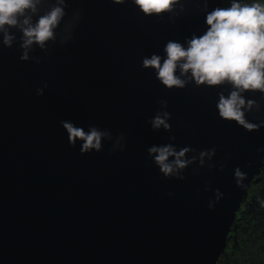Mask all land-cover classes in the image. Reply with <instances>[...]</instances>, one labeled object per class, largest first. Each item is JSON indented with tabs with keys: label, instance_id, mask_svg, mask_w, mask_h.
<instances>
[{
	"label": "water",
	"instance_id": "95a60500",
	"mask_svg": "<svg viewBox=\"0 0 264 264\" xmlns=\"http://www.w3.org/2000/svg\"><path fill=\"white\" fill-rule=\"evenodd\" d=\"M54 6L55 38L27 60L20 29L11 47L0 33V264H218L264 168V93H243L249 131L219 115L230 84L168 89L143 60L202 35L221 0L158 16L132 0H41L33 23ZM165 112L170 127L154 129ZM65 122L99 132L100 149L70 143ZM164 145L190 149L170 177L149 153Z\"/></svg>",
	"mask_w": 264,
	"mask_h": 264
},
{
	"label": "clouds",
	"instance_id": "9594fccd",
	"mask_svg": "<svg viewBox=\"0 0 264 264\" xmlns=\"http://www.w3.org/2000/svg\"><path fill=\"white\" fill-rule=\"evenodd\" d=\"M41 0H0V33L4 34L3 43L11 47L14 37L9 29L19 28L23 34L22 47L25 49L22 60L28 59L27 50L34 44L44 47L54 40L55 30L65 16L63 7L54 6L35 23L32 15L37 12ZM122 3L123 0H114ZM147 16L161 15L173 10L179 0H132ZM63 5L64 0H57ZM206 31L193 36L184 46L169 41L164 48L165 55H152L144 58L143 66L155 71L157 79L168 89L184 88L187 77L196 85L209 87L230 84L233 90L228 96L221 95L217 109L222 119L236 122L246 130H256L257 125L245 117V110L253 107V101L244 99L245 92L264 93V2L252 0L251 3L231 0L228 7H217L205 17ZM42 94V91H41ZM168 113L157 114L151 121L154 129H168ZM63 127L69 134L73 145L82 141V152L99 150L101 134L96 130L85 133L83 129L65 122ZM185 147L177 151L171 145L153 146L149 153L165 177L178 174L185 169L188 161ZM211 152H202L201 163ZM237 184L242 186L245 174L239 168L235 170ZM259 199V198H258ZM264 208V199H259Z\"/></svg>",
	"mask_w": 264,
	"mask_h": 264
},
{
	"label": "flooded vegetation",
	"instance_id": "af4514ba",
	"mask_svg": "<svg viewBox=\"0 0 264 264\" xmlns=\"http://www.w3.org/2000/svg\"><path fill=\"white\" fill-rule=\"evenodd\" d=\"M258 198L264 199V168L249 188L233 225L228 250L221 256L236 259L232 264H264V208Z\"/></svg>",
	"mask_w": 264,
	"mask_h": 264
},
{
	"label": "trees",
	"instance_id": "16d2710c",
	"mask_svg": "<svg viewBox=\"0 0 264 264\" xmlns=\"http://www.w3.org/2000/svg\"><path fill=\"white\" fill-rule=\"evenodd\" d=\"M262 2H264V0H262ZM229 3H230L229 0H223V7H228ZM223 258L225 259L224 260L225 264H232V261H236V260H232V258L229 259V258H226V257H222L221 258L222 261H220L219 263L224 264Z\"/></svg>",
	"mask_w": 264,
	"mask_h": 264
},
{
	"label": "rangeland",
	"instance_id": "374dc122",
	"mask_svg": "<svg viewBox=\"0 0 264 264\" xmlns=\"http://www.w3.org/2000/svg\"><path fill=\"white\" fill-rule=\"evenodd\" d=\"M229 1H230V3H231V0H229ZM221 2H222V4H223V0H221ZM241 2L251 3L252 0H241ZM230 3H229V6H230ZM232 260H236V259L232 258Z\"/></svg>",
	"mask_w": 264,
	"mask_h": 264
}]
</instances>
